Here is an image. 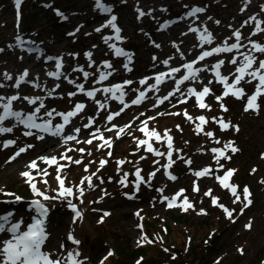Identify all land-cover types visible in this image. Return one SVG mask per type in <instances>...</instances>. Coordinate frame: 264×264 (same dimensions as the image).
Masks as SVG:
<instances>
[{"label":"rangeland","instance_id":"obj_1","mask_svg":"<svg viewBox=\"0 0 264 264\" xmlns=\"http://www.w3.org/2000/svg\"><path fill=\"white\" fill-rule=\"evenodd\" d=\"M102 2L111 7V13L97 9L95 0H21L19 8L16 6V0H0V83L5 85L0 88V96L19 95L21 99L13 101V110L26 114H31L40 101H37L36 105H30L23 97H41L45 107L36 114V123L50 121L53 129L56 125L64 123L63 116L56 113H67L77 102L86 105L83 112L70 118V127L67 125L60 137L38 129H31L33 135L26 136L24 133L29 129L19 122L5 120L4 125L0 124V127L13 129L10 133H0V189H3V192H0V215H5L7 210H10L9 212L13 213L11 222H21V230H26L27 224L32 223V217L37 215L30 206L31 201L40 199L49 209L45 218V230L49 236L42 250L51 253L53 258L67 256L69 251L79 252L80 255L76 259L83 264H100L101 260L103 264H264V184L260 182L264 180V95L257 100L260 105L258 112L244 111L247 95L253 93L258 81L247 83L245 81L251 78L246 76L245 81L238 85L245 90L244 98L237 99L230 94L219 102L216 96L222 95L225 89L213 74L204 73L202 78L196 81L189 79L179 86L180 91H175V80L187 74L185 69L181 73L164 77L163 81L166 79L167 82L157 85L158 90L148 87L155 84V77L159 73H167L171 68L181 67L185 63L181 53L186 57L188 53L195 52L187 58L188 60L197 58L202 50H210L226 39L229 44L235 43V37L232 36L234 30H240L241 44L246 45L239 49V52L247 53L251 48L248 37L256 22L249 23L252 24L250 27L248 24L242 27L244 20L237 24L236 17L239 14L236 13L243 12L248 16V20L255 9H261V2ZM262 2L264 3V0ZM193 7H202L205 11L197 13L193 18L188 17L186 13ZM242 8L244 11H241ZM138 10L146 14L139 16ZM57 11L63 13V17L58 15ZM112 15L117 17L116 24L121 29V40L115 39V30L110 26L101 28ZM256 15L258 20L264 21L263 13ZM187 18L189 21L185 25L183 23ZM197 19L200 21L196 22ZM181 21L183 23H179ZM161 25L168 28L164 30ZM190 27H195L201 32L206 27L214 39L222 35V40H213L211 45L205 44L204 49H201L199 32H189ZM97 28H101V31H95ZM17 35L26 41V47H18L15 39ZM107 36L112 39L105 43L104 37ZM251 39L264 44V33H257ZM110 44H115L127 52L131 61L125 56H116L114 49L109 47ZM157 44L160 47H156ZM34 45L38 50L29 51ZM88 52H91V58L85 55ZM252 54L258 59H264V53ZM233 56L237 57V65L243 59L234 49L223 56L217 54L212 62L207 60L194 68L211 66L212 63L223 59L225 64L222 70L225 71L224 75L229 77L228 82L232 83L237 66L229 63ZM48 57L59 58L63 67L57 69L56 60H48ZM166 59L170 65L162 63ZM105 61L112 65L111 69L103 67ZM125 63H128L131 71L123 67ZM75 68H83L92 75L85 79L82 72L73 71ZM98 69L111 71L112 75L106 81L94 83L99 76ZM24 70L28 71L29 76L19 88L13 87L15 80ZM49 71L61 72L62 78L49 77ZM5 72L11 74L13 80H5ZM173 75L176 78L169 80ZM65 76L84 84L86 90L103 89L125 80L132 81V84L124 86L123 103H116L118 100L112 99L111 93L97 92L95 99L107 105L106 109H100L95 100L77 92L75 85L68 83ZM144 78L150 79L145 85H141L139 81ZM28 81H34L40 86L34 87ZM209 81L212 83L209 84ZM57 84L59 87L55 88ZM203 85L211 88V93L203 98L204 103L210 107L201 109L195 96L187 94V89L192 87L200 91ZM53 88L55 91L49 96L48 92ZM139 91H145V98L141 103L133 105L131 101L139 95ZM70 92H77V95L69 97ZM169 92H174V95L158 104L157 101ZM181 100L186 102L180 103ZM221 103L228 111L221 109ZM125 104L128 107L124 108L119 116L114 117L111 122L106 120L107 114L119 111ZM52 110L55 111L51 117L45 114ZM185 111L192 120L184 115ZM2 112L3 108L0 107V114ZM201 115L206 118L207 123L201 125L203 131L197 134L196 126L200 121L196 118ZM89 117L95 122L86 129L83 125L89 122ZM213 117H222L225 122L238 126L239 131L231 126L227 130H221ZM143 121H147L146 126L142 124ZM126 125L130 127L125 128L117 137L119 128ZM77 127L81 129L78 134L74 132ZM142 127H146L148 132L154 130L162 138L156 140L155 137L147 136L140 131ZM96 129H99L97 136L102 134L105 139L111 141L110 148L100 147L104 141L92 137L91 133L96 132ZM166 131L172 137V160L175 161L171 168L167 169L162 167L168 163L166 154L169 149L164 138ZM207 132H212L213 135L209 137L205 134ZM67 135H75L76 140L65 143L64 137ZM38 136H43L44 139H38ZM89 139H92V143H85ZM8 140H14L15 144L5 148L3 142ZM139 140H147L154 150L165 155L157 156L154 152L147 151V144L138 146ZM229 141L234 142L238 152L233 153L231 149L224 148ZM27 145L33 147L11 159L19 148ZM212 148L223 149L225 155L231 159L221 157L218 164L215 159L217 154L211 151ZM69 149L71 151H68ZM61 154L71 159H61ZM41 156H55L57 164L64 165L59 176L64 180L65 187H72V196L44 201L31 191L21 173L29 170L27 166L33 160H36L38 165L37 169L31 170L37 188L50 197L56 196L59 189L57 165L46 164L39 159ZM102 159L107 163L100 168L99 162ZM77 160L81 162L75 163ZM186 160H191L192 163L186 164ZM118 161L124 163L118 164ZM155 161L159 163H154ZM219 165L224 167L220 168ZM205 167L211 169L208 175L199 178L194 175L195 171ZM158 168L159 171H156ZM44 169L47 170V176L38 174ZM136 169L141 170V175L146 181L150 173H156L149 182L141 183L139 190L135 187ZM227 169L236 170L229 179V183L237 186V193L241 197V201L236 203H233L235 197L230 189L223 188L216 179V176H223ZM253 169L256 171L253 172ZM93 173L96 174L92 178L93 187H88L86 181L81 185L82 177ZM124 173H128L127 187L119 183ZM166 173L176 179H170ZM194 186L198 187L199 191H194ZM244 186L249 188L253 203L241 212ZM79 187L83 188V196L79 194ZM181 189L184 191L176 197L175 206L168 207L169 200ZM209 190L211 196H206L205 192ZM5 192L14 193L22 199L15 201L14 197L6 196ZM165 196L169 200H164ZM185 197L193 205L187 211L181 206ZM212 197L218 198L217 205L212 203ZM68 200L76 205L81 217H76L73 209L68 206ZM219 204L233 212L232 219L226 217ZM201 209L206 214H201ZM105 212L109 215L104 216ZM249 222L251 227H245ZM70 232L80 244H74L67 239ZM10 235L0 233V239H8ZM61 244L64 248L60 247ZM110 251L113 254L108 256ZM106 256L107 259H104Z\"/></svg>","mask_w":264,"mask_h":264},{"label":"snow or ice","instance_id":"obj_2","mask_svg":"<svg viewBox=\"0 0 264 264\" xmlns=\"http://www.w3.org/2000/svg\"><path fill=\"white\" fill-rule=\"evenodd\" d=\"M21 3V0H16V6L19 8V5ZM95 7L99 9L102 12L105 13H111L112 9L110 6H107L105 3L102 2V0H95ZM245 7H247V4H245ZM261 10L264 11V5H261ZM205 9L202 7H193L188 13H186L187 16H195L197 13H202L204 12ZM241 11H244V8L241 9ZM139 16H144L146 13L143 11L138 10ZM57 14L63 17V13H60L57 11ZM139 18V17H138ZM211 19V17H209ZM117 17L115 15H112L110 19L107 20L106 24L102 25L101 28L104 27H111L112 29L115 30L116 40H121L122 37L120 36L121 29L117 26L116 24ZM252 21H255V28L248 37V43L251 45L250 50L245 53V52H239V49L246 47V45L241 44V38L242 34L239 29L234 30L232 33V36L235 37L236 42L235 43H228V39H226L222 45H218L216 47H212L210 50H202L200 54L198 55L197 59L188 63H184L181 67L184 69H187V74L183 75L180 79L175 80L176 88L175 91H180V85L183 84L185 81L192 79V80H197L198 79V73L206 70H211L218 83H222L224 87V91L222 95L216 96V100L222 101L224 97L228 95H233L237 99H242L246 96L245 90L243 87H238V85H241L242 81H245V77H250L251 79L245 81L247 83H252L253 81H258L255 86H254V91L251 95H247V102L244 107V111L248 112L249 110L253 111H259L260 105L257 103V100L259 97L264 95V59H258L255 55H253V52L257 53H264V44L257 42L256 40L251 39V37H254L257 35V33H264V27H261V24L264 23V21L258 20L257 16L253 15L250 16L248 20L244 21V24H249ZM171 23V22H169ZM216 23H219V21H216ZM243 26V25H242ZM161 27H165V25H161ZM101 28L95 29V31L100 32ZM79 29H77L78 31ZM189 31L191 32H199V41H200V48L204 49L205 44L211 45L213 43L214 37L212 33L205 27L203 31L201 32L197 28H189ZM74 34V33H72ZM70 34V35H72ZM186 35V33L184 34ZM17 44L19 46H22L26 41H24L20 35H17L15 37ZM111 36L104 37L105 43H107L109 40H111ZM230 39V38H229ZM28 43H31V41H28ZM156 47H160V45H155ZM175 46V45H174ZM110 48L114 49L115 55L116 56H125L127 60L130 62L131 61V56L125 52L122 48L117 47L115 44H110ZM237 50L238 54L243 57L242 61L237 65V57L233 56L229 63L231 65H237L235 68V73L234 79L232 83H229V77L225 75H221V67L225 64V61L223 59L218 60L216 63L211 65V68L209 69L208 65H204L203 68H194L193 65L196 64L198 61H204L206 57H211L214 54H220V53H231L233 50ZM33 49H29V51H32ZM177 50L179 51V48L177 47ZM2 51V49H0ZM89 58H91V52H88L85 54ZM181 56H183V53H181ZM48 60H56V68L61 69L63 67L61 61L59 58L56 57H48ZM155 59V57H154ZM171 59V58H170ZM163 64L167 65L169 63V60L166 59L162 62ZM254 65H256L254 67ZM103 67L106 69H111L112 65L105 61L103 62ZM123 67L126 70L131 71V69L128 67V63H125ZM73 71H80L83 74V77L87 79L91 73L84 71L83 68H75ZM99 71V69H98ZM181 71L180 67H174L171 68L169 72L164 73L161 72L155 77V84L149 85V89H156V86L161 84L163 82V78L166 76H171L174 73H179ZM49 77H55L56 79H59L62 75L61 72L59 71H49L47 73ZM112 75L111 71H99V76L94 83H101L103 81H106L110 76ZM29 76V73L27 70H24V72L15 80V83L13 84V87L19 88L23 82H25V78ZM3 78L5 80H13V76L9 73H3ZM38 79V78H37ZM65 79L68 81L70 84H74L77 92L83 93L86 95V97L91 98L95 100L96 105L100 109H106L107 105L105 103H101L99 100H96V93L103 91L104 93H111V98L112 99H117L120 100L121 103H123L124 100V86L125 85H130L132 84V81L125 80L123 83H118L114 84L110 87H104L103 89L100 88H93L91 90H86L84 84L82 83H77L75 80L68 79L67 76H65ZM150 78H144L139 81L141 85H145L147 83V80ZM29 83H32L34 87H39L40 85L38 83H35L34 81H28ZM212 81H209V84H211ZM5 87L3 83H0V88ZM59 84L55 86V88H58ZM55 88L50 90L48 92V95L51 96L52 93L55 91ZM138 91V90H134ZM77 92H70L68 93L69 97H73L77 95ZM119 93V95H117ZM211 93V88L208 85H203L202 89L200 91H197L195 88L189 87L187 89V94L189 96H195L198 107L203 109V108H209L210 106L204 103L203 98L207 96L208 94ZM174 95V92H169L168 95L164 96L162 99H159L157 101L158 104L163 103L165 100L169 99V96ZM145 98V91H139V95L131 101L133 105L141 103V101ZM21 99L19 95H12L10 97H4L0 96V107L3 108L2 114H0V124H3L5 120H7L9 117H14L17 122L20 124L24 125L25 128L29 129V131H26L24 135L30 136L33 135L31 129H38L42 132L50 133L53 136H58L63 132V129L66 124L70 122L71 117L77 116L79 113L83 112V110L86 108V105L82 102H77L72 110H69L67 113H56L59 116H63L64 123L63 124H58L55 126L53 129L51 126L50 121H43L42 123H36L37 119V113L40 112L42 108L45 107L43 100L41 97L36 96V97H28L25 96L23 97L24 100H26L30 105H36L37 101H40L39 106L35 108V110L31 114H26L22 111H14L13 110V101H17ZM186 100H181L180 103H185ZM156 105H154L155 107ZM128 107L127 104L124 105L123 108H121L119 111L109 113L106 116V120L111 122L114 117L119 116L120 113L124 110V108ZM220 107L223 111H228L227 107L221 103ZM53 111H48L45 114L49 117L53 115ZM184 115L189 119L192 120V117L188 115V113L185 111ZM149 119H154V118H149ZM196 119L200 121V124H197L196 126V131L197 134L203 131V128L201 125L204 123H207V120L204 116H199ZM213 120H215L217 123H219L221 130H227L230 126L235 128L236 131H239V127L236 125H231L230 122H225L222 117L217 118L213 117ZM89 122L84 124V128H90L94 124V119L89 117L88 118ZM142 124L146 126L147 121H143ZM115 127V126H113ZM130 127V125H126L125 127L119 128L117 132V137L121 133L125 131V128ZM111 129H109L110 131ZM13 129L11 127H0V133H10L12 132ZM81 129L79 127L74 129L75 133H79ZM140 131L144 132L147 136L149 137H155L156 140H160L162 137L159 133L155 132L154 130L151 132H148L146 127H142ZM97 133H99V129H96V132L91 133L92 137L98 138L100 140H103L104 143L100 145V147H111V141L108 139H105L102 134L97 136ZM207 136L211 137L213 135L212 132H207L205 133ZM38 139H44L43 136H38ZM164 138L167 140V146L169 151L167 152V160L168 163L166 165H163L162 167L171 168L172 164L175 163V161L172 160V137L168 135L167 131L164 133ZM76 140L75 135H67L64 137V142L67 143V141H72ZM219 143V141H216ZM77 143L79 141L77 140ZM85 143L91 144L92 139H89L85 141ZM15 144L14 140H8L3 142V146L7 148L8 146ZM147 144V151L149 152H154L155 155L157 156H164L165 153L156 151L153 149L152 145L147 141V140H139L138 141V146L139 145H144ZM33 145H27L26 147H21L19 150L15 153L11 159H15L18 157L21 153L26 152L29 148H32ZM225 149H231L233 153H236L239 151L238 148L234 147V142L229 141L227 144L224 145ZM68 151H71L69 149ZM79 151L83 152L84 149H79ZM178 151V150H177ZM211 151L213 153H216V161L219 164V160L221 157H224L225 159H231L230 156H226L225 152L223 149L220 148H212ZM111 155V153H109ZM262 156H264V153H262ZM40 160L44 161L46 164L52 165L56 164L57 165V180L59 182V189L57 191L56 196H48L46 193L42 192L40 189L37 188L36 183H35V177L32 175L31 170L32 169H37L38 165L36 160L31 161L28 164V171H24L21 173V176L26 178V183L30 186L31 191L37 196V197H42L44 201L48 200H55V199H60V198H67L73 195V189L72 187H65L64 185V180L59 176V173L61 169L64 167V165H59L57 164V158L55 156L53 157H45L41 156L39 157ZM61 159H71V157L66 156L65 154H61ZM143 159V157H141ZM181 159H183L181 157ZM75 163L79 164L81 161L77 160L74 161ZM186 164H191V160H186L184 161ZM107 163L106 160H100L99 165L100 168H102L105 164ZM118 164H123L124 161H118ZM154 163H159L158 161H155ZM220 168H223V165H219ZM85 171H87V167L85 168ZM99 171V168L97 169ZM156 171H159V168L156 169ZM235 169H227L224 172L223 176H216V179L219 181L221 186L225 189H230L232 195L235 197V200L233 203H236L238 201H241L240 195L237 193V186L234 184L229 183V179L234 175ZM253 172L256 170L253 169ZM211 172V169L208 167H205L202 170L195 171L194 175L196 177H203L208 175ZM38 174L42 176H47V170H40ZM155 172H152L149 174L148 181L145 180V178L141 175V170L136 169L135 171V187L137 190H139V186L141 183H147L151 180L153 176H155ZM168 174V173H166ZM96 174L93 173L92 175L84 176L81 179V185L84 184L86 181L88 184V187H93L92 184V178ZM169 178L172 180H175L176 177L172 176L170 174ZM127 177L128 173H124L123 176L121 177L119 183L125 187H127ZM102 182V181H101ZM262 184H264V180L260 181ZM44 183L46 184L47 181L45 180ZM79 194L80 196H83V188L79 187ZM194 191H199V188L194 186L193 188ZM158 191L162 192L163 189H158ZM183 189L180 190L176 194V196L172 197L171 200L167 196H165L163 199L164 200H169L168 207H173L175 206V200L176 197L180 196L183 193ZM243 207L240 209L241 212L244 211V209L248 208L253 201L250 199L251 197V192L247 186L243 187ZM0 192H3V189H0ZM6 196H12L14 197L15 201H20L22 198L20 196H16L14 193H4ZM206 196H211V190L205 192ZM103 197H101L102 199ZM131 198V197H130ZM212 203L214 205L218 204V198L217 197H212ZM32 208H34L36 212V216L32 217V223L27 224L26 230H21V222H11V219L13 217L12 212H8L5 215H0V233H10V238L8 239H0V264H83L82 261L77 260L76 257H78L80 254L79 252H73L69 251L67 253V256H57L56 258H53L52 254L46 251L42 250V246L45 244V241L48 239L49 234L45 230V218L49 214V209L46 207L44 203L41 202L40 199H33L31 201ZM68 206L73 209L75 212L76 217H81V213L76 209V205L72 203L71 200H68ZM185 211H187L189 208H191L193 205L188 201L187 197L184 198L183 203L181 205ZM223 209V211L226 214V217L229 219L233 218V212L230 211L227 207H225L222 204L218 205ZM201 214H206L204 213V210L201 209ZM109 215V213L105 212L104 216ZM139 215V213H137ZM101 223L103 222V218H101ZM7 226V227H6ZM245 227L250 228L251 227V222L249 224L245 225ZM67 239L72 241L74 244H80V241L78 239H75L73 234L70 232L67 236ZM61 248H64V245L61 244ZM242 251V250H241ZM113 253L110 251L108 252V256H111ZM104 259H107V256L104 257ZM100 264H103V260H101ZM139 264V262H137Z\"/></svg>","mask_w":264,"mask_h":264},{"label":"bare ground","instance_id":"obj_3","mask_svg":"<svg viewBox=\"0 0 264 264\" xmlns=\"http://www.w3.org/2000/svg\"><path fill=\"white\" fill-rule=\"evenodd\" d=\"M245 1V0H244ZM246 1H249V0H246ZM261 5L262 4H264L262 1L263 0H257ZM235 11V10H234ZM233 11V12H234ZM241 13V14H240ZM260 13H263L264 14V11H262L261 9H255L254 10V13H253V15H255V16H257L256 14H260ZM239 14V16L238 17H236L237 18V24L238 23H240V20H244V21H246L247 20V18H248V16H246L243 12H238V13H236V15H238ZM253 15H251V16H253ZM189 17V16H188ZM191 17V16H190ZM192 18H193V16H192ZM188 21H189V18H187V21H185V23H183L182 21L181 22H179V23H183V24H187L188 23ZM198 21H200V19H197V21L196 22H198ZM252 24H248L247 26H251ZM204 26V24L203 25H201V27H203ZM212 26V25H211ZM213 26H215L216 27V25H214L213 24ZM243 26H246V24H244ZM242 26V27H243ZM261 27H264V23H262L261 24ZM168 27L167 26H165V27H163L162 29H167ZM195 28V27H194ZM232 28V27H231ZM233 29V28H232ZM189 32H191V31H189ZM192 33V32H191ZM215 41H220V40H222V35H219L218 37H215V39H214ZM224 42V41H223ZM241 42V41H240ZM223 43H221V44H218V45H222ZM24 45V47H26V43H24L23 44ZM18 47H19V45H18ZM23 47V48H24ZM37 46H33V47H31L32 49H35ZM38 50V49H37ZM36 51V50H35ZM195 54V52H193V53H188V55H186V57H184V56H182L181 58H183L184 60H185V63H188V62H191V61H194V60H196L197 58H191V59H188L187 60V58H189L190 56H193ZM223 54L224 53H220V56H223ZM216 55L217 54H214L213 56H211V57H206L205 58V60L204 61H198L196 64H194L193 65V67L194 66H196V65H201V64H203V63H205L207 60H208V62H212L213 61V59H214V57H216ZM172 61H173V59H172ZM174 62H176V59L174 60ZM212 64H214V63H212ZM169 65H170V63H169ZM42 66H44V64H42ZM209 66V65H208ZM204 66H202V67H199V68H203ZM210 67L211 66H209V69H210ZM181 68V71L179 72V73H181L183 70H185L183 67H180ZM220 71H221V75H224V70H222V67H221V69H220ZM205 73V75H206V73H208V75H210V74H213L214 75V73L211 71V70H206V71H202V72H200V73H198L197 75H198V79H200V77L202 78V75ZM175 74V73H174ZM204 75V76H205ZM227 75V74H226ZM203 76V77H204ZM215 76V75H214ZM176 77H175V75H173L172 77H170L169 78V80H174ZM193 81H196V80H193ZM200 81V80H199ZM198 81V82H199ZM164 82H167V80L166 79H164V81L162 82V83H164ZM153 98V97H152ZM171 98V97H170ZM116 103H121V101L120 100H118V101H116ZM8 122H11V121H15V122H17L16 121V119L14 118V117H9L8 119ZM4 125V124H3ZM70 125H71V121L69 122V124H68V128L70 127ZM63 132H65V129L63 130ZM62 132V133H63ZM62 133L60 134V135H58V136H56V137H60V136H62ZM8 212L10 211V210H7Z\"/></svg>","mask_w":264,"mask_h":264},{"label":"trees","instance_id":"obj_4","mask_svg":"<svg viewBox=\"0 0 264 264\" xmlns=\"http://www.w3.org/2000/svg\"><path fill=\"white\" fill-rule=\"evenodd\" d=\"M168 261V260H167ZM164 264H171V263H167V262H165Z\"/></svg>","mask_w":264,"mask_h":264}]
</instances>
